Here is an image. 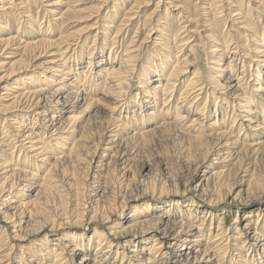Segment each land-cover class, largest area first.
<instances>
[{
    "label": "bare ground",
    "instance_id": "obj_1",
    "mask_svg": "<svg viewBox=\"0 0 264 264\" xmlns=\"http://www.w3.org/2000/svg\"><path fill=\"white\" fill-rule=\"evenodd\" d=\"M36 1L45 4L44 9L50 19L51 17L52 18L56 17L57 16L56 14L58 12L60 11L63 12V15L61 14V17L57 19H54V18L52 19V20H55L53 23L54 25L53 27L55 28L58 27L61 23H63L62 20L65 16H67L69 18L68 21H70V19L72 18H79L83 13L82 9H78L77 7H76L77 9L71 8V6L67 3L68 1H65V0H0V56L2 57L3 56L2 54H4L7 50L14 51V53L11 52L8 54L7 57H5V60L7 61V63L4 62V58H2L1 60H3V62L0 64V69H2V72H3L2 76H0V92L2 91L5 92L2 94L0 93V100H3L4 102L6 101L5 103H3L4 105L2 106L5 112L0 115L1 116L0 122L3 121L1 124V128H0V130H2V133H3V136L0 139V179H1L0 180V216L6 222V224L11 225V231H12L11 235L7 234L6 233L7 229L5 230V228H3L0 223V227H1L0 228V264H5V263L9 264L11 261L10 260L11 253L18 246L21 247V251L18 249L19 247L17 248L21 256L19 257V260L17 261L16 264H68L69 262L66 259V255L67 254L75 255L77 252L82 253V256H83L80 259L79 264H104V262H102V259H99V257L101 256L103 257L107 254L106 255L107 257L105 256V258L109 259V257L112 256V254L114 253H115V261L119 259L120 264H124V263L125 264H221L223 263V262L220 263L218 258L215 260V257H216L215 255H214L215 257H210V252H212L210 248L212 247H209L208 242L210 241L211 237L214 235V234L212 235V232H213L212 229H214L213 225L210 224L207 238L205 239L204 234L206 232L204 233L202 231L203 221L198 226L186 224V222H188L186 221L187 216H185L186 214L183 212H178V213L164 212L165 215H163V214L156 213L155 211L152 212L151 210L150 212L152 213L140 212V211L138 213L136 211L132 214V215H135V218L129 221L130 218L129 216L128 217L125 216L124 209L120 212H117V213L115 212V209L113 207L114 203L112 205V202L114 200L113 198L115 197L113 198L111 197V194H113V192L110 191L111 194L103 198L104 201L102 204L99 205L98 203H95V205L93 206V209L91 210L92 216H90V220H89L90 225L83 226L84 221L82 220V218L84 216L82 218L76 219L75 221L69 218L70 212H72L73 210L75 211V213H77V215H80V214H84L86 209L84 210V207L80 205L81 203L79 199L77 200L75 199L74 201V200H71L69 197H67L68 194L67 193H66L67 195L65 194V189L63 190V185H62V182L64 180L63 181L61 180L64 177L67 178L71 176L72 179L74 178V181L76 183L79 182V180L77 181L76 170H81L80 166H82V164H85L84 161H86L87 159L88 142L90 140L89 138H91V132H90L91 119L95 117V114L98 112V110L101 111L100 108L102 107V104H104L103 106L105 107L106 105H113V99L116 102L120 99L123 102L125 101L123 98L126 97L127 91L132 86V82H133L132 77L138 65L136 66L135 61H134L135 60L134 59V53H135L134 49L135 48L131 46H128V48L124 49L121 54L116 53L113 48L109 49V51L107 52L108 53L107 58L104 57L105 56L104 52L107 46L105 43L107 42L108 36L110 35L109 34L110 27L107 24L106 25L104 24L105 26L103 27L102 32H99L98 33L99 35H97L96 33L95 38H94V43L96 42V40L97 41L103 40L102 42L98 43V47H99V52H101V55H103L101 57L105 58L104 64L102 63V60L94 62V59H92L93 53H94L93 52L91 53V56L87 58L86 64L83 63L84 65H86L85 68L78 67V69H76V67L69 66L67 64L68 61L64 62V58L67 57L66 51H69L74 46L72 43V37L74 36L75 38V34L66 35L65 33H62V34H59V36H56L55 38V35L52 32L53 29H50V27H48V29L44 31L40 29L41 35L39 34L40 38L38 40L28 41L27 40L28 38L26 40L20 39L21 37L20 38L18 37L17 32L16 34L13 32L14 31L13 24L16 22L15 21L13 23L14 17L17 13H20L22 15L23 13H26V10L28 9L29 4L32 2V4L34 5ZM79 1L80 0H74V2H77L75 6L79 5L78 4ZM86 1L87 0H85V2ZM128 1L130 0H116L113 5L111 3L112 6H115V10L109 9V13H107V19H109L108 21H110V23H113L116 20V16L113 15L114 14L113 12L118 13L121 10V6L123 7ZM131 1H133L134 3L133 6H136V7L144 5L146 4L145 2H147V0H131ZM251 1H255V3H258L257 4L258 6L260 4V2H256V0H251ZM176 2L178 3V1ZM27 3L29 4L26 7ZM173 3H169V5H172ZM110 8H114V7L110 6ZM209 8L210 7H208L207 9ZM198 10H201V9H198ZM126 14H130V13H125V17H126ZM165 14L170 15L171 13L165 12ZM178 14H179L178 17L180 20H184V22L192 24L193 20L190 19L192 18L191 13L189 12L182 13V16H180V13ZM172 15L174 17L176 14L173 13ZM82 16L85 17L84 15ZM25 17L27 18L25 22L26 23L25 26L27 25V27H29L30 29V26L32 24L30 22H32L33 19L30 16H25ZM128 17L125 19H129V21H126V23H124L120 28L116 30L118 31L119 34L127 27L126 25H128V22H130L131 18H133V17L131 18H128ZM219 17H221V15ZM239 17L241 18V16ZM240 18L237 21L236 19L234 20L235 25L237 26L239 24L240 27L243 25L246 26L244 22H238L241 19H243V18L241 19ZM168 19L170 18L168 17ZM203 19H204V16H203ZM227 20H230V19H227ZM205 21H206V18H205ZM215 25H216V22H215ZM31 28H36V27H31ZM244 28L246 29V27ZM179 31H180V28H179ZM188 32L192 33L191 31H188ZM123 33L124 32H122V34ZM36 34L38 33L36 32ZM77 34H79V32ZM102 34H104L103 37H102ZM117 34L115 35L114 38H116ZM169 35L170 34H168L167 30L163 32L162 30L158 29L157 35H156L157 38L155 37L153 39L154 40L153 41L154 50L150 52V54L148 55L147 60L145 61L143 65V70L141 71L139 67L137 69L138 74L140 76L139 75H135V76L140 78L139 83L141 82L143 87L141 89L137 87V89L140 91L136 93L135 97L126 104V106L128 107V112L127 114L125 113L126 114L125 119L127 118L132 119V123H134V121L136 122L134 124L131 123L130 125V124H126V121L124 122L120 120L119 119L120 116L119 118H115V119L113 118L111 119L109 117L107 121L109 125H105V126H109L108 133H112L111 136L113 138L117 135L130 132V127H134L135 130L133 129L134 131L132 132V136L130 133L125 134L127 138H124V140H129L134 137L139 138L140 140H149L153 135L155 136V134H157L158 132H162L166 130L169 132L171 130V134H174L172 131L173 130L178 131L179 128L181 129L182 127L180 125L181 122L183 120L186 121V119L189 116V115H184V114L182 116L181 114L183 113L182 112L183 110L181 108L182 106H186V107L188 106L189 107L188 110H190V108L192 107L195 108V105H196L195 103H197L198 100H200V98L205 96V103L197 111V114H196V110L192 109L193 111H195V115H198V114L199 116L200 114L204 115V112L211 110L214 106L216 108L218 105H220V103H222L220 102V100L224 101V99H221L219 97H213L214 92L220 91L222 95L232 99V103H236L235 104L236 107H239V112L241 113V115L239 116V119L241 120L240 121L241 123H239L238 125L235 123L236 117H233L235 118L234 121L230 123L228 122L229 130L232 131L234 127H236V129L239 131V134H238L239 136H232V135L229 136L230 133L228 131L219 130V129L218 131L213 129L214 131L204 134L203 131L200 130L201 126L198 125V123H197L198 126L193 124V121L198 120V119H195V120L190 119L186 123L187 127H185L186 128L185 130L188 131L189 127H194L193 125L197 126L198 129H196L197 132L195 133V135H188V134L184 135L187 140V145L185 144V146H187V149H189L190 153L192 152V154H197L201 156L202 158L201 163L203 164V166H205L203 173L206 174L207 170L210 171V176L205 177L204 179L202 178L203 181H206L208 179H215L216 184L220 186V189L223 188L224 185L225 187L226 186L232 187L228 183L226 184V181H227L226 173L229 171L228 166L230 165L227 166L225 164L226 163L225 160L226 158H229V157L232 158V156H230V153L232 152H230L228 148L231 147L230 149H236L239 152L244 151L245 154L247 151L248 152L251 151L253 153L260 151L259 153L264 155V127L262 128L260 127L261 124L263 125L264 119L263 121H261V123L260 121L256 122L257 119H259L258 118L259 116L261 117L263 116L259 112H254V113L252 112L253 109L250 106L251 102L249 100H246L245 104L242 103L244 102L243 98L245 99H248V98L245 97L246 93L245 91L243 93V90L241 88V85L243 84L241 82V78H235L233 76L234 74L232 76L229 75V77H225L226 74H228L229 70L230 71L232 70L230 67L231 64L230 65L227 64L225 68L221 67L220 64H214L215 68L213 67L214 69L212 71L210 70L211 73L212 72L213 73L208 74L210 75L209 79L207 80L208 77L206 76L207 77L206 82L202 79L200 81L199 78L201 76L198 78V76L195 74L192 76L189 75L190 70L188 69V67L191 66L192 61L190 59L191 58L190 54L188 53L189 55L188 56L186 55V50L187 48H189L186 44V41L182 39L183 37L179 38L178 35L177 36L175 35L174 38L170 40ZM251 35L253 36L254 34H251ZM257 37L259 38V36ZM226 40L227 39H225V41ZM218 43H214V44H218ZM253 43H254V40H253ZM115 44H117V42ZM256 47L257 48L253 51L254 53H252L255 56L253 55L252 57L253 59L256 56L258 57V59H254L256 66L264 70V47H262L261 43L256 44ZM83 48L85 49L84 46L80 47L81 50ZM81 52H80V55H81ZM220 52H221V49H220ZM43 53H46L49 55L47 57L48 60L45 62L43 61L41 62L40 60L42 58V57L40 58V56ZM219 56L221 55L218 54V57ZM241 56L243 57V55ZM35 57L37 58L36 59L37 62L40 60L39 64H36V61L33 60L32 66L34 68L30 70L27 68L28 66L27 60L29 59L32 60V58L35 59ZM221 57L223 58V56ZM79 58H80V62H82L83 60L82 57H79V56L74 57L75 61L73 62L76 66H78L79 64L78 63ZM69 59H70V55H69ZM208 60L210 61V59ZM199 61L200 60H198V62ZM227 63H230V62L228 61ZM199 64L200 63H198V66ZM83 68L86 69L85 72L89 73L88 79L84 76V73H85L84 71H78L80 69L82 70ZM35 69H39L41 71H36L34 72L35 73L34 75H29V76L19 75L20 73L23 74L25 72L35 71ZM167 71H168V74H166ZM230 73H232V71ZM255 73L256 75L254 74L253 75L255 76L254 81L257 83V87L255 88L254 86L255 92H253L254 94L253 98L255 97V100H256L260 97V96L258 97V93L264 90L263 88L264 82L262 83V80H261L262 79L261 70L257 69ZM154 77H157L154 79V81L156 82L152 83V78ZM102 78H104L103 81H102ZM222 79H224L225 81ZM80 85H82L83 87L85 86L87 87L88 85L87 88L91 90L92 95H87L85 97H82V100H83L82 105L80 107H77V109H75V107L73 106L74 104L72 105L69 103L70 102L69 97L73 95H78L81 97V94L77 93L76 91L80 89ZM244 88L248 90V84L247 86L244 85ZM10 91H13V92L10 93ZM205 91L207 92L205 93ZM176 92L179 94L178 103L177 105H175V108L172 107V109H174L173 111L174 114H173V119H172L173 121L168 122L167 121L168 117L167 118H164V117H166L167 115H171L170 113L172 112L171 111L172 109L167 106L166 101L169 98L173 97L174 96L173 93L176 94ZM5 94H8V96H10L8 100H5V98L8 97V96H5ZM45 94H51L50 95L51 100L52 102H55L56 104L59 103L58 100L63 99L61 101L63 103V108H58V110L61 112V114L64 115L63 123L66 126V128L67 126H69V128H67L66 131H65V127L61 126L63 124L59 122L53 124L52 120H55L57 118L54 115L55 114L54 112L48 113V111H46L47 113H45V111H42L43 109H45L44 106H41V102ZM142 99H144L143 103L145 104L144 106L146 107L147 105L153 104V106H148L149 110L153 109L152 110L153 113H151L152 112L151 111L149 112V115L148 114H145V115L137 114V110H135V108L141 107L140 101ZM188 99H190L191 101L187 102ZM263 99L261 98V102L259 101L260 104L259 105L257 104L256 107L259 110L263 111L264 113V103H262ZM159 101H161V104H160L161 106H160V109L157 110ZM116 102H114L115 106H117ZM226 106L227 105L223 103L219 107L220 109H223ZM121 108L123 107L121 106ZM227 108L228 106L225 109L226 111L228 110ZM111 109H113L114 111L116 108L113 107ZM30 114H34L37 117L36 119H34L36 121L34 123L35 125H37L36 127L29 128L26 125L28 124L30 120L29 118L32 117ZM47 115L51 117V119H49L51 122L50 125L52 126L51 129H53L54 131L52 132V134H50L48 138H46V141L42 143L39 141V138L37 137L38 134L40 133V130H42L39 126L40 124L38 121H40V119L42 118H47L48 117ZM157 116H161L160 121L157 120L156 118ZM252 116L256 117L255 121H253ZM226 117L227 116L225 115L224 118ZM224 118L222 116L221 120L219 122L217 121L219 126L220 124L224 125L227 121H229ZM151 120H153V122L156 123V124L154 123L156 126L154 125H150L151 127L146 126L147 121L150 124ZM215 124H216V121L212 125V127L215 126ZM235 124L237 126H234ZM250 125H255V126H253L252 127L253 129H252ZM230 126H233V127H230ZM111 127H113V129ZM35 128H38V129L36 130ZM245 128H248V133H244V135L241 136ZM43 130L45 129L43 128ZM252 133L257 134L255 138L256 140L251 139L252 137L250 134ZM11 134L15 137L14 139L17 140L15 142L16 145H14L13 147H10L8 144H6V137L8 138L9 136H11ZM114 134L116 135L114 136ZM109 135L107 136L106 134L105 136L106 141L109 140ZM258 135H260L261 138H257ZM58 140L59 142L55 143L54 145L55 152L51 153L49 150H47V147L51 149L50 146L53 144L52 142H56ZM180 140H181V137H180ZM10 142H11V139H10ZM67 145L69 147H65ZM212 147L213 149H215V151L216 149L221 150V151L227 149L229 152L228 153L225 152L226 154L222 153L220 155H216L215 153L213 155L214 157L212 156L213 158H211L209 157V155H210ZM109 150L110 149L108 147H105L101 151L108 155L112 153V152H109ZM15 158H16V162L14 163ZM102 158H105V157L103 156ZM186 159L188 161V157H186ZM191 159H194V158H191ZM232 159L234 160L235 158H232ZM251 159H254V157L253 158L251 157ZM19 161L20 163L22 162L21 163L22 166H18ZM227 162H229V160ZM235 162L237 164V161ZM254 162H255V159H254ZM34 163H39L38 164L39 167L47 168L44 171V174L42 177H39L38 175L30 171L35 168ZM232 165L233 167L235 166L234 164ZM251 165H253V162ZM212 166H220L217 168L219 171H216L215 167L212 168ZM238 166L241 167L242 165L241 166L238 165ZM100 167L103 168L104 164H100L96 166L97 171H98L97 173H102L101 170L99 169ZM104 170H106V167ZM243 172H246V171H243ZM249 175L250 176L247 177L245 180V184L243 181L244 179L241 178L242 180L241 184L243 183L246 189H242V190L239 189V191L235 195L230 193L231 191L229 190L228 193H225V196H223V198H225L227 201L226 206L227 205L228 206L237 205L238 208L241 211H243L242 213L243 216L241 218H239L238 216L240 215L238 214V211L236 212V214L238 215L236 216L234 222L239 225H237V227L234 228L235 235L229 234L230 236H226L227 235L226 232L229 228L225 230L226 228L223 226L222 222H220L217 225L218 230H216L217 232L213 236V237H220V240L225 238V240L223 241H227L226 245L230 242L231 239L233 240L234 245L225 249L226 251L227 250L229 251V252L227 251V255H229L228 264H264V226H263L264 214L257 213L253 215V211H252L253 208L254 210H256L255 208H258L257 212H259V210L261 209L260 205L262 204V201L264 202V178L261 175H258V173L255 174V172L254 174L249 173ZM91 176H95V175H91ZM241 177L244 178L246 176H243L242 174ZM17 178L22 179L21 180L22 183L16 182ZM100 178L101 179L104 178L105 181L107 180L106 182L104 181L102 184L106 183L107 186H110L109 184V182L111 181L110 174H107L105 177L103 176ZM106 184H104V186H106ZM81 185L78 183V186L76 187L78 189L75 191L76 194L79 191V188ZM238 187H241V186H238ZM107 188H110V187H107ZM34 191H35L34 195L32 194L28 196L24 194V193L28 194L30 192L33 193ZM243 193L245 194V197H246L245 199L248 200L246 203H244V200L241 197V194ZM187 195H190V194H187ZM32 196L33 198L29 200ZM159 197H162V196H159ZM170 197H177V195H172ZM73 201H74V204L73 203L71 204V202ZM213 201L214 199L213 200L209 199L208 206L207 205L204 206L202 204L200 205V203L198 204L196 203L197 201H195V204L198 205L199 207H195L194 210H196V212H198V210H202V215L205 214V216L204 217L202 215L201 216L203 220L205 218V221H206V218L207 220L211 218L212 216L211 210L217 207V206L212 205ZM51 208L53 209L52 211L54 212V216L51 215ZM80 209H82L83 211H81ZM64 215L65 217H63ZM254 216H256L255 218L259 217L255 223H254ZM191 217L192 215L188 214L187 219H190ZM97 219H100V221L101 220L105 221L103 225L104 226L108 225L107 232L105 231L103 232L100 226H98V224L95 223ZM231 227H232V223H231ZM81 230H84V231L92 230L91 231V233H93L92 237L91 236L86 237L85 234L81 236V232H79L78 233L79 240L78 241L74 240L72 236L77 235L75 232L81 231ZM2 232H4L6 236L5 235L2 236L1 235ZM70 234H73V235H70ZM94 239L96 240L95 243H97V245H96V249H94V251L91 252L90 250L93 249L92 241ZM150 242H152V246L150 248V252L148 253L146 252L145 249H146V245H148ZM6 245L8 248L4 247ZM49 245H51V247H48ZM215 248L217 247L215 246ZM221 252H222L221 254H223V251ZM171 253H172V256L170 257ZM215 253L216 252H214V254Z\"/></svg>",
    "mask_w": 264,
    "mask_h": 264
},
{
    "label": "rangeland",
    "instance_id": "obj_2",
    "mask_svg": "<svg viewBox=\"0 0 264 264\" xmlns=\"http://www.w3.org/2000/svg\"><path fill=\"white\" fill-rule=\"evenodd\" d=\"M65 1H68L67 3L71 6V8H76L77 7L78 9H82L83 10L82 15H84L85 17H83L81 15L79 18H72V19H70V21H68L69 18L67 16H65L64 18H66V19L63 18V20H62L63 23H61L58 27L55 28V27H53L54 26L53 23H54L55 20H52V19L53 18L57 19V18L61 17V14L63 15V12H61V11H60L61 13L58 12L56 14L57 15L56 17H53V18L51 17V19H50L48 14H46V12H45V9H44L45 4L36 1L37 4L35 2L34 5H33L32 2H31L30 4L29 3L26 4V7L29 4L28 9L26 10V13H23V15L20 14V13H17L15 15L13 23L15 21L16 22L13 24V27H14V29H13L14 31L13 32L15 34L17 32L18 37L19 38L21 37L20 39H22V40H26L28 38L27 39L28 41L38 40L40 38V35H41V30L42 31L47 30L48 27H50V29H53L52 32L54 33L55 38H56V36H59V34H62V33H65L66 35L75 34V38H74V36L72 37V43H73L74 46L69 51H66L67 57L64 58V62L68 61L67 64L69 66L76 67V69H78V67L79 68H82V67L85 68L86 65H84V64H86L87 58L90 57L91 53H93V52L94 53H93L92 59H94V62L102 60V63L104 64V59L107 58V54H108L107 52L109 51V49L113 48L116 53L121 54L124 49L128 48V46H131V47L135 48V49L133 48L134 51H135V53H134L135 65L136 66L138 65L139 69L142 71L143 70V65H144L145 61L147 60L148 55L150 54V52H152L154 50V47H153L154 46L153 45V41L154 40L153 39L156 37L158 29L162 30L163 32H165V30H167L168 34H170L169 35L170 36V40H172L175 35L176 36L178 35L179 38L183 37L182 39L186 41V44L189 47L186 50V55L188 56L190 54V57H191L190 59H191V61L193 63V64L191 63L192 67L191 66L188 67V69L190 70V74L189 75L192 76V75L195 74V75L198 76V78L201 76L199 78L200 81L202 79V80H204L206 82V78L207 77H208L207 80L209 79L210 75H208V74H210L211 71L215 68L214 64H220V66L224 67V68L226 67L227 64H229V65L231 64L230 67L232 69L231 70L232 73H230L231 71L229 70L228 74H226L225 77H229V75L232 76L234 74L233 76L235 78H241V82L243 83L241 85V88L243 90V93H244V91L246 93L245 97L248 98V99L243 98L244 102H242V103L245 104L246 100H249L251 102L250 106L253 109L252 112L253 113L254 112H259L263 116V117L259 116L258 117L259 119H257L256 122L260 121V123H261V121H263L264 113H263V111L259 110L256 107V105L257 104L259 105L260 102H261V98L262 99L264 98V90L262 89L263 91L258 93V97L259 96L260 97L258 99H256V100H255V97L253 98V95H254L253 92H255L254 86H255V88L257 87V83L254 81V79H255L254 75H256L255 72L257 71V69L261 70V73H262V79L261 80H262V83H263L264 82V70L261 69L260 67L256 66V63H255L254 59H258V57L256 56L253 59L252 56L254 54H252V53H254L253 51L257 48L256 44H260L261 43L262 47H264V11H263L264 10V0L263 1L262 0H256V2H260L259 6L257 5L258 3H255V1H251V0H221V1L220 0H199V1L198 0H173V1L172 0H157V1L156 0H149V2L147 0V2H145L146 4L138 6V7L133 6L134 3H133V1L130 0V1L126 2V4L123 7L121 6V10L118 13L113 12L114 13L113 15L116 16V20L113 23H110V21H108L109 19H107V13H109V9H114L115 10V6H112V5L114 4V2L116 0H87L86 2H85V0H83V1L80 0L78 2L79 5H77V6H75L77 4V2H74V0H71V1L70 0H65ZM176 1H178V3ZM179 1H180V3H179ZM168 2L169 3H173L174 2V3L172 5H169ZM182 2L183 3L185 2V3L183 4ZM191 2H192V4H191ZM111 3H112V5H111ZM200 4H202V5H200ZM167 5H169V6H167ZM30 6H32V7H30ZM110 6L114 7V8H110ZM204 7H205L206 10L204 9ZM208 7H210V8L207 9ZM143 8H144V10H143ZM198 9H201V10H198ZM220 9H221V11H220ZM98 11H100V12H98ZM187 11L192 14V18H190V19L193 20V22H192L193 25L190 24V23L184 22V20H180L179 17H178V15H179L178 13H180V16H182V13H188ZM202 11H203V13H202ZM165 12L166 13H171V14L170 15H166ZM211 12H212L213 15L211 14ZM125 13H130V14H126V17H125ZM173 13L176 14L174 17L172 15ZM157 14H159V15H157ZM222 14H223V16H222ZM205 15H206V17H205ZM211 15L214 17V19H213V17ZM220 15H221V17H219ZM238 15L241 16V18H243V19H241ZM25 16H30L33 19V21L30 22V23H32L31 26H30V29H29V27H27V25L25 26V24H26L25 22H26V19H27ZM156 16H158V17H156ZM203 16H204V19H203ZM127 17L128 18L133 17V18H131L130 22H128V25H126L127 27L122 31L124 33L122 34V32H121L119 34L118 31H116V30L118 28H120L124 23H126V21H129V19H125ZM168 17L170 19H168ZM157 18L160 19L161 21L158 20ZM205 18H206L207 22L205 21ZM226 18L230 19V20H227ZM239 18L242 21L240 20L238 22H244L246 26L243 25V26L240 27L239 24L237 26L235 25L234 20L236 19V21H237ZM86 19H88V20H86ZM177 20H178V22H177ZM81 21H83V22H81ZM84 21H85V23H84ZM139 21H141L142 23L139 22ZM220 21H222V22H220ZM226 21H227V23H226ZM39 22H40V24H39ZM203 22H204V24H203ZM215 22H216V25H215ZM88 23H90V24H88ZM177 23H178V25H177ZM37 24H38V26H37ZM104 24L105 25L106 24L109 25V27H110L109 34L110 35L109 36L107 35L108 39H107V42L105 43L107 46L105 45L106 49H105V52H104V55H105L104 57L105 58H102L101 56H103V55H101V52H99L98 43L102 42L103 40H98V41L96 40V42L94 43V38H95L96 33H97V35H99L98 33L102 32V29L105 26ZM166 24H167V26H166ZM45 25H46V27H45ZM91 25H93V26H91ZM163 26H165L166 28L163 27ZM229 26H230V28H229ZM31 27H36V28H31ZM189 27H191L192 29L189 28ZM244 27H246V29ZM149 28H151L152 31ZM179 28H180V31H179ZM31 29H33V30H31ZM212 29H213V31H212ZM36 30H38V31H36ZM188 31H191L192 33L188 32ZM36 32L38 34H36ZM78 32H79V34H77ZM116 34H117V36H116V38H114ZM251 34H254V35L252 36ZM103 35L104 34H102V37H103ZM187 35H189V36H187ZM213 35H215V36H213ZM255 35H256V37H255ZM257 36H259V38ZM254 38H256V39H254ZM187 39H188V41H187ZM225 39H227V40L225 41ZM253 40H254V43H253ZM221 41L222 42L224 41V42L222 43ZM116 42H117V44H115ZM214 43H218V44H214ZM80 44H82V45H80ZM220 44H221V46H220ZM244 45H245V47H244ZM81 46H84L85 49L83 48L81 50L80 49ZM241 47H242V49H241ZM210 48H211V50H210ZM244 48H245V50H244ZM220 49H221V52H220ZM11 52L14 53V51L7 50L4 54H2L3 55L2 57L0 56V64L3 62V60H1L2 58H4V62L7 63V61L5 60V57H7L8 54L11 53ZM80 52H81V55H80ZM76 53H78V54H76ZM220 53H222L223 55L220 54ZM213 54H214L215 57L213 56ZM218 54L223 56V58L221 56L218 57ZM69 55H70V59H69ZM154 55H156V54H154ZM241 55H243L244 58ZM48 56H49L48 54L43 53L40 56V58L42 57L40 59L41 62L42 61L43 62L47 61L48 60L47 59ZM73 56L74 57H76V56L82 57V59L84 61L81 59L82 62H80V58H79L78 59L79 62L77 60V62L79 64H78V66H76L74 64V62H73V61H75ZM37 57H39V56H37ZM194 57H195V59H194ZM36 59L37 58L35 57V59L32 58V60H30V59L27 60V64H28L27 68L28 69L31 70L32 68H34L32 66V62H33V60L36 61ZM44 59H46V60H44ZM208 59H210V61ZM198 60H200V61L198 62ZM39 61L38 62L36 61V64H39ZM228 61L230 63H227ZM198 63H200L199 66H198ZM138 67L135 69L134 75L132 77V79H133L132 86L127 91L126 97L123 98L125 101L123 102L120 99V100H118L116 102L113 99V105L114 106L113 105H106V107H105V106H103L104 104H102V107L100 108L101 111L98 110V112L95 114V117H93V119H91V122H90V125H91V128H90L91 138H89L90 140L88 142L87 159H86V161H84L85 164H82V166H80L81 170H76L77 181L79 180L78 183L80 185L82 184L80 186L79 191L77 192V194H76L75 191L78 189V188H76L78 186V183H76L74 181V178L72 179V177L69 176L67 178L64 177L65 179L62 178V180H61V181H63V180L65 181V182L64 181L62 182V185H63V190L65 189V194L66 193L68 194V195L66 194L67 197H69L71 200H74V201H75V199L76 200L79 199L80 203H81L80 205H82L84 207V210L86 209L85 213L84 214H80V215H77V213H75V211L73 210L72 212H70L69 218L73 219V221H75L76 219L82 218L84 216L82 218V220L84 221L83 226L84 225H90V223H89L90 221L89 220H90V216H92L91 210L93 209V206L95 205V203H98L99 205L102 204L103 201H104L103 198L106 197V196H109L111 194L110 193V191H111V192H113V194H111V197L112 198L115 197V198H113L114 200L112 202V205L114 203L113 207L115 209V212L117 213V212H120V211H122L124 209L125 216L126 217L129 216V218H130L129 221L131 219L135 218V215H132V214L134 212H136V211L139 213V211L140 212H150V210H151L152 212L155 211L156 213L163 214V215H165L164 212H176V213L183 212V213L186 214L185 216H187L186 217V221H188V222L185 221L186 224L198 226L203 221L202 231L204 233L206 232L205 233L206 236L204 234V238L205 239L207 238V234H208V231H209V228H210V224H212L213 228H214V229H212V231H213L212 235L213 234L215 235L216 232H217L216 230H218L217 225L220 222H222L223 226L226 228L225 230H227L229 228L227 230V232H226V234H227L226 236L235 235L234 234V232H235L234 228L237 227V225H239V224L235 223L234 220H235V218H236V216L238 214H240L238 216H239V218H241L243 216V214H242L243 211H241L238 208L237 205H231V206L227 205L226 206L227 201H226L225 198H223V196H225V193H228L229 190L231 191L230 193L235 195L239 191V189H241V190L242 189H246V187L243 185V183L241 184V182H242L241 178L244 179L243 181H244V184H245L246 178L250 176L249 173H253L254 174V172H255V174L258 173V175H261L264 178V167H263V165H264V162H263L264 161V155L259 153L260 151L259 152H254V153L251 152V151H249V152L247 151L246 152L247 155H246L244 151L243 152L242 151L239 152L236 149H230L231 147L228 148L230 150V152H232V153H230V156H232V158H235L233 160L231 157H229V158H226V160H225L226 161L225 164L227 166L230 165V166H228L229 167V169H228L229 171L226 173V176H227L226 184L228 183L232 187H227V186L225 187V185H224L223 188H221L222 189L221 190L220 186L216 184V180L215 179H208L206 181H203V179L205 177H209L210 176V171L209 170H207V171L205 170L207 175L205 173H203L205 166H203V164L201 163L202 162V160H201L202 158H201V156H199L197 154H192V152L190 153L189 149H187V146H185V144L187 145V140H186L184 135H186V134L195 135V133L197 132L196 129H198L197 126L200 125L201 126L200 130L203 131L204 134L210 133V132H212L214 130L218 131V129H219V130L228 131L230 133V134L227 133V134H229V136L230 135L239 136L238 135L239 131L236 129V127H234V129L232 131H230L229 127H228V124L230 122L234 121L235 118H233V117H236L235 123L237 125L239 123H241L240 122L241 120L239 119V116L241 115V113L239 112V107H236V105H235L236 103H232V99H230L229 97H225L224 95L221 94L220 91H217V92H214L213 97H219L221 99H224V101L220 100V102H222V103H220V105L223 104V103L225 105H227L228 106V108H227L228 110L227 111L225 110L227 106L224 107L223 109H220V107H219L220 105H218L216 108L214 106L211 110H208V111L204 112V115L203 114H200V116H199V114L195 115V111H193V110H196V114H197V111L205 103V96H203L202 98H200V100H198L197 103H195L196 104L195 108L192 107V108H190V110H188L189 109L188 106L187 107L186 106H182L181 107L182 110H183L182 111L183 113H181L182 116H183V114L184 115H189V116L186 119V121L183 120L182 121L183 123L181 122L180 125L182 127H181V129L179 128L180 131L179 130L178 131H175V130L172 131L174 134H171V130H170V132L166 130V131L158 132L157 134H155V136L153 135L151 137L152 139L150 138L149 140H140L139 138H135V137H134L135 139L132 138V139H129V140H124V138H127L125 134L130 133L131 136H132V132L135 130L134 127H130V132H127V133L121 134V135H117V136H115L116 134H114L115 137L113 138L111 136L112 133H108L109 126H105V125H109L107 123L109 117L111 119L112 118L115 119V118H119V116H120L119 119L124 121V122L126 121V124H130L131 125V123H132V119H128V118L125 119V115L128 112V107L126 106V104L135 97L136 93H138L140 91V90L137 89V87H139V89H141L143 87L141 82L139 83L140 78L135 76V75H139L138 74V70H137ZM84 68L82 70L80 69L78 71H84L85 72L86 69H84ZM216 68H217V66H216ZM36 71H41V70L35 69V71H29V72H25L23 74L20 73L19 75H27V76L34 75L35 74L34 72H36ZM85 73H86V75H85ZM85 73H84V76L88 79L89 73H87V72H85ZM200 73H201V75H200ZM2 74H3L2 69H0V76H2ZM166 74H168V71L166 72ZM22 77H24V76H22ZM155 78H157V77L152 78V83L156 82V81H154ZM103 80H104V78H102V81ZM222 80H224V79H222ZM204 81H202V82H204ZM243 81H245V82H243ZM247 84H248V90L244 88V85L247 86ZM263 85H264V83H263ZM87 87H88V85H87ZM87 87L86 86L83 87L82 85H80V89L78 88L79 90H76L77 93L81 94V97L78 96V95H73V96L69 97V101H70L69 103L72 104V105L74 104L73 106L75 107V109H77V107H80L82 105V103H83L82 97H85L87 95H92L91 90L89 88H87ZM263 88H264V86H263ZM76 91H75V93H76ZM207 91H205V93ZM12 92L13 91H10V93H12ZM0 93L2 94V93H5V92L2 91ZM173 94H174V96L169 98L166 101L167 106L170 107L171 109H172V107L175 108V105H177L178 98H179V96H178L179 94L177 92H176V94L175 93H173ZM50 95L51 94H45L44 95V97L46 99L43 97L44 100L42 99L41 106H44L45 109H43L42 111H45V113H47L46 111H48V113L54 112L55 113L54 115L57 118L55 120H52L53 124H55L57 122L63 124L61 126L65 127V131H66V129L69 128V126H67V128H66V126L63 123L64 115L61 114V112L58 110V108H63V103L61 102L63 99L58 100L59 103H57L58 104L57 105L55 102H52ZM5 96H8V94H5ZM5 96H4V98H5ZM9 98H10V96L5 98V100H8ZM160 99H161V97H160ZM190 99H188L187 102H190L191 101ZM46 100H48V101H46ZM143 100L144 99H142L140 101L141 102V107H139V108L136 107L135 110H137V114H142V115L148 114L149 115V112H151L153 109L149 110L148 106H153V104L152 105L151 104L147 105V107H146V106H144L145 104L143 103ZM5 102L3 100H0V105H1L0 106V115L5 112L3 110V107H2L4 105L3 103H5ZM114 102L117 103L116 104L117 106H115ZM262 103H264V99L262 100ZM160 104H161V101H159V103H158L157 110L160 109V106H161ZM47 105H48V107H47ZM121 106L123 108H121ZM113 107L116 108L114 111H113V109H111ZM171 111H170L171 115H167L166 117H164V118L168 117L167 118L168 120L166 119L168 122L169 121H173L172 119H173V114H174L173 111H174V109H172ZM221 111H223V112H221ZM151 113H153V111ZM90 114H91V112H90ZM30 115L32 117L29 118L30 120H29L28 124H26V125L29 128L30 127L31 128L32 127H36L37 125L34 124L36 122L34 119H36L37 117L34 114H30ZM225 115L227 116L226 118H224ZM47 116H48L47 118H42V119H40V121H38L39 124H40L39 126H40V128L42 130H40V133L38 134L37 137L39 138V141L42 142V143H44L46 141V138H48L50 136V134H52V132L54 131L53 129H51L52 126L50 125L51 122H50L49 119H51V117L49 115H47ZM222 116H223L224 119L229 120V121H227L224 125L220 124V126H219L217 121L219 122L221 120ZM83 117H84V115H83ZM228 117H229V119H228ZM156 118H157V120L160 121L161 116H157ZM61 119H62V121H61ZM190 119L191 120L198 119L199 121L198 120H195L197 122L193 121V124L197 125V123H198V125L197 126L193 125L194 127H189V129H188L189 132H188L187 130H185L186 129L185 127H187L186 123ZM252 119H253V121H255L256 117L252 116ZM41 121H43V122H41ZM215 121H216V124H215V126L212 127V125L215 123ZM2 122L3 121L0 122V128H1ZM45 122H46V124H45ZM135 122L136 121H134V123ZM150 122L151 123L149 124V122L147 121L148 125L146 124V126H150V125L156 126L155 125L156 123L153 122V120H151ZM199 122H200V124H199ZM134 123H132V124H134ZM236 124L234 126H237ZM250 126L252 128L255 125H250ZM230 127H233V126H230ZM260 127L261 128L264 127V122H263V125L261 124ZM43 128L45 130H43ZM101 128H103V129H101ZM111 128L113 129V127H111ZM35 129L37 130L38 128H35ZM244 133H248V128H245L243 130V134H241V136H243ZM95 134L97 135V137H96ZM106 134H107V136L110 134L108 141H106V139H105ZM78 135H79V133H78ZM245 135H247V134H245ZM250 135L252 137V138L250 137L251 139L256 140L255 138H256L257 134L252 133ZM2 136H3V133H2V130H0V139H1ZM159 136H161V137H159ZM180 137H181V140H180ZM14 138L15 137L12 134L8 138L6 137V144H8L10 147H13L14 145H16L15 142L17 140H15ZM98 138H100V139H98ZM172 138H173V140L175 142L172 140ZM257 138H261V136L258 135ZM10 139H11V142H10ZM57 142H59V140L56 141V142H52L53 144L50 146L51 149H49L47 147V150H49L51 153L55 152V146L54 145ZM181 144H183V145H181ZM65 147H69V146L67 145ZM105 147H108L111 150V151L109 150V152H112V153H110L108 155L103 153L101 150L104 149ZM212 149H213V147H212ZM212 149H211V152H210V155H209V157H211V158L214 157L213 155L215 153H216V155H220L222 153H225V152L228 153L229 152L227 149L222 150V151L221 150H217V149L215 151V149H213V150ZM236 153H238V154H236ZM187 154H188V156H187ZM253 154H255V155H253ZM189 155H190V157H189ZM248 155H250V156H248ZM96 156H98V157H96ZM103 156L105 158H102ZM186 157H188V161H187ZM251 157L252 158L254 157L255 162H254V159H251ZM191 158H194V159H191ZM89 160H91V161H89ZM102 160H104V161H102ZM228 160H229V162H227ZM235 161H237V164H236ZM238 161L240 163L241 162L242 163L240 164ZM15 162H16V158L14 159V163ZM252 162H253V165H251ZM21 163L19 161L18 162V166H22ZM38 164L39 163H34L35 168L30 170V171H32L33 173H35L39 177H42L43 174H44V171L47 168L39 167ZM100 164H104V167L103 168H101V167L99 168L102 173H97L98 171H97L96 166L100 165ZM114 164H116V165H114ZM232 164L235 165L234 167L236 169L233 167ZM238 165H240V166L242 165V166L239 167ZM249 165H251V166H249ZM261 166H262V168H261ZM105 167H106V170H104ZM214 167H215L216 171H219L217 168L220 167V166H212V168H214ZM40 168H42V169H40ZM249 168H250V170H249ZM256 169H257V171H256ZM90 171H91V173H90ZM243 171H246V172H243ZM86 173H87V175H86ZM106 173L111 175V181L109 182L110 186H107L106 183H104V184H106V186H104V184H102V183L105 180H104V178L103 179L100 178V177H103V176L105 177L107 175ZM242 174H243V176H246V177H244V178L241 177ZM91 175H95V176H91ZM18 179L19 178H17L16 182L22 183V181H21L22 179H19L20 181ZM99 179H101V180H99ZM238 183H239V185H238ZM82 186H84V187H82ZM211 186H212V188H211ZM238 186H241V187H238ZM107 187H110V188H107ZM202 187H204V188H202ZM106 188H107V190H106ZM183 190H184V192H183ZM188 190H189V192H188ZM198 193H200V194H198ZM24 194L28 195V196L32 195V194L34 195L35 191L33 193L30 192L28 194H26V193H24ZM187 194H190V195H187ZM172 195H177V197H170ZM159 196H162V197H159ZM243 196H244V198H243ZM241 197L244 200V203H246L248 201V200L245 199L246 197H245L244 193L241 194ZM32 198H33V196L29 200H31ZM205 199H207V200H205ZM209 199H212V200L214 199L212 205L217 206V207H215L213 210H211L212 211V216L210 218L211 221H210V219L207 220V218H206V221H205V218H204V220L202 219V216L203 217L205 216V214L202 215V210H198V212H196V210H194L195 207H199L198 205L195 204V201H197L196 203H198V204L200 203V205L202 204L204 206L205 205L208 206ZM67 200H68V198H67ZM74 201L71 202V204L72 203L74 204ZM223 202H224V204H223ZM260 207H261V209L259 210V212H257L258 208H255L256 210H254V208H253V210H252L253 211V215H255L257 213L264 214V202L263 201H262V204L260 205ZM250 209H252V208H250ZM52 210L53 209L51 208V215L54 216V212ZM80 210L83 211L82 209H80ZM237 211H238V214H236ZM152 212H150V213H152ZM188 214L192 215V217L190 219H187L188 218ZM63 217H65V215ZM255 217L256 216H254V223L259 218V217L258 218H255ZM239 220H238V222H239ZM0 223H1L2 227L5 228V230L7 229L6 233L11 235V232H12L11 231V225L6 224V222L2 219L1 216H0ZM95 223L98 224V226H100V228L102 229L103 232L104 231L107 232L108 225H105V226L103 225V223H105V221H102V220L100 221V219H97ZM231 223H232V227H231ZM261 226H262V224H261ZM263 226H264V224H263ZM258 228H259V226H258ZM78 230H80V229H78ZM91 231L92 230H86V231L81 230V231H76L75 232L77 235H73V234H70V235H73L72 238L74 240L78 241L79 240V234H78L79 232H81V236L83 234H85L86 237H88V236L92 237L93 233H91ZM1 235L2 236L3 235L6 236V234L4 232H2ZM213 236L211 237L210 241L208 242L209 247H212V248H210V250L212 251V252H210V257H215L216 256L215 260L218 258L220 263L223 262L221 264H228L229 263L228 262L229 261V255H227V251L228 250L226 251L225 249H227L228 247L234 245L233 244L234 243L233 240L231 239L230 242H229L230 244L228 243L226 245L227 241H223V240H225V238L220 240V237H213ZM95 241H96L95 239L92 241L93 249L90 250L91 252L94 251V249H96L97 243H95ZM27 244H29V243H27ZM151 246H152V242H150L148 245H146V249H145L146 252H148V253L150 252ZM215 246L217 248H219V247L220 248L217 249V248H215ZM4 247L8 248L7 245L4 246ZM18 247L17 248L21 251V247L20 246H18ZM48 247H51V245H49ZM17 248L12 251L11 256H10V260L11 261H10L9 264H16L17 261L19 260V257L21 255H20V252H19V250ZM221 251H223V254H221L222 253ZM214 252H216V253L214 254ZM105 256L99 257V259H102V262H104V264H106V263L107 264H114V263L115 264H120L119 259H117L115 261V253L112 254V256H110L109 259L105 258ZM171 256H172V253L170 254V257ZM82 257H83L82 253H80V252H77L75 255H72V254H67L66 255V259L69 262L68 264H79L80 259ZM192 261H193V259H192Z\"/></svg>",
    "mask_w": 264,
    "mask_h": 264
}]
</instances>
